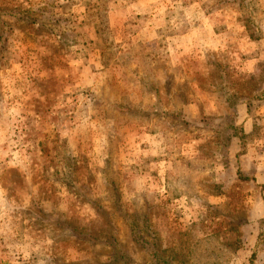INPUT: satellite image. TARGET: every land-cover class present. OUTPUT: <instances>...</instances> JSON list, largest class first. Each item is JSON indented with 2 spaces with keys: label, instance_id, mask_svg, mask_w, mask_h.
Masks as SVG:
<instances>
[{
  "label": "rangeland",
  "instance_id": "374dc122",
  "mask_svg": "<svg viewBox=\"0 0 264 264\" xmlns=\"http://www.w3.org/2000/svg\"><path fill=\"white\" fill-rule=\"evenodd\" d=\"M0 36V264H264V0H0Z\"/></svg>",
  "mask_w": 264,
  "mask_h": 264
},
{
  "label": "trees",
  "instance_id": "16d2710c",
  "mask_svg": "<svg viewBox=\"0 0 264 264\" xmlns=\"http://www.w3.org/2000/svg\"><path fill=\"white\" fill-rule=\"evenodd\" d=\"M33 23V22H32ZM3 41L2 40V37L0 36V42ZM231 131H232V134L229 136V139H233V138H238V139H243L245 136H244V132L242 129H240L239 127H235L234 124L232 123L231 125ZM136 231V229H135ZM114 248V252H115V256L116 257H119L121 259V255H120V251L118 250V247L116 246V242L114 241L112 244H111ZM159 262L161 261V259L158 260ZM162 263L164 264H168L166 261L162 260Z\"/></svg>",
  "mask_w": 264,
  "mask_h": 264
}]
</instances>
